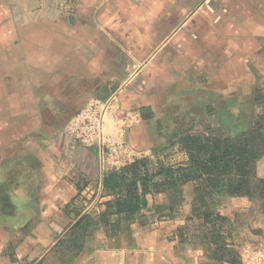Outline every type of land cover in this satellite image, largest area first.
Returning <instances> with one entry per match:
<instances>
[{
    "label": "crops",
    "instance_id": "0c3cea01",
    "mask_svg": "<svg viewBox=\"0 0 264 264\" xmlns=\"http://www.w3.org/2000/svg\"><path fill=\"white\" fill-rule=\"evenodd\" d=\"M263 83L264 0H0V264H215L178 235L188 201L161 218L165 195L149 193L133 223L104 225L109 169L65 128L116 94L142 115L134 161L153 163L184 154L185 133L249 131ZM240 211L228 240L264 264V209Z\"/></svg>",
    "mask_w": 264,
    "mask_h": 264
},
{
    "label": "trees",
    "instance_id": "16d2710c",
    "mask_svg": "<svg viewBox=\"0 0 264 264\" xmlns=\"http://www.w3.org/2000/svg\"><path fill=\"white\" fill-rule=\"evenodd\" d=\"M253 125L238 136L222 130L183 134L178 143L188 156L186 163L164 164L159 160L157 167L151 168L150 159L141 158L120 169L109 170L103 186L117 196L105 203L103 224L109 226L114 215L119 217L118 223H133L147 206L145 196L149 193L165 195V201L157 204L156 209L159 217L171 219L186 203L185 188L192 186L191 213L187 220L198 221L197 233L193 239L188 238L183 226L178 230L179 237L183 241L199 240L198 245L215 264H240L242 257L228 240L230 231L226 232L230 218L219 211L217 197L264 201V178L257 171V162L264 152V115ZM117 233L115 227L112 234Z\"/></svg>",
    "mask_w": 264,
    "mask_h": 264
},
{
    "label": "built area",
    "instance_id": "2783aa9c",
    "mask_svg": "<svg viewBox=\"0 0 264 264\" xmlns=\"http://www.w3.org/2000/svg\"><path fill=\"white\" fill-rule=\"evenodd\" d=\"M141 121L138 110L122 107L117 95L113 94L107 99L89 100L65 129L84 146L98 148L103 166L112 170L132 163L138 156L129 147L127 134ZM111 123L116 125L114 132L107 128Z\"/></svg>",
    "mask_w": 264,
    "mask_h": 264
},
{
    "label": "rangeland",
    "instance_id": "374dc122",
    "mask_svg": "<svg viewBox=\"0 0 264 264\" xmlns=\"http://www.w3.org/2000/svg\"><path fill=\"white\" fill-rule=\"evenodd\" d=\"M254 93H255L254 122H256L257 118L261 114L264 115V83L262 85L256 86ZM156 155H157L156 157L153 155V159H152L153 163L151 164V168H156L157 167L156 164L159 162V160H163V162H168L167 164H173V163L177 164L178 162L185 160L186 157L188 160V156L186 153L182 154L176 151H169L166 155L162 154L160 157L158 156V154ZM257 171H258L259 176L264 178V152L261 158L259 159V161L257 162ZM185 194H186V203L187 201L189 203L191 199L193 198L192 186H187L185 188ZM239 200L240 199L238 198L231 199V198L226 197V198L221 199V196L217 197L219 211L222 214L231 218V220L236 225L242 224L246 222L247 220L246 215L240 211L241 209H250L251 212L259 211L262 208L264 209L263 200L258 199V201H254V202H244V201H239ZM229 208H237V210L236 209L231 210ZM183 209H184V214H185V211L189 210V205L187 206V204H185L183 206ZM190 213L188 214V216L190 215ZM197 224H198V221H192V222H189L187 225H185L186 227L185 233H187L188 238L193 239V234L197 233ZM226 232L229 233V229H226ZM195 242L197 244H200L199 240H196Z\"/></svg>",
    "mask_w": 264,
    "mask_h": 264
}]
</instances>
